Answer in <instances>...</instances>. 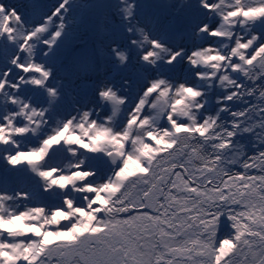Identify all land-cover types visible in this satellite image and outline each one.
Instances as JSON below:
<instances>
[{"label": "snow or ice", "instance_id": "obj_1", "mask_svg": "<svg viewBox=\"0 0 264 264\" xmlns=\"http://www.w3.org/2000/svg\"><path fill=\"white\" fill-rule=\"evenodd\" d=\"M0 264H264V0H0Z\"/></svg>", "mask_w": 264, "mask_h": 264}, {"label": "bare ground", "instance_id": "obj_2", "mask_svg": "<svg viewBox=\"0 0 264 264\" xmlns=\"http://www.w3.org/2000/svg\"><path fill=\"white\" fill-rule=\"evenodd\" d=\"M5 2L7 3H11V4H16V3H21L23 2V0H5ZM47 3H55L56 0H46Z\"/></svg>", "mask_w": 264, "mask_h": 264}, {"label": "rangeland", "instance_id": "obj_3", "mask_svg": "<svg viewBox=\"0 0 264 264\" xmlns=\"http://www.w3.org/2000/svg\"><path fill=\"white\" fill-rule=\"evenodd\" d=\"M260 105H261V102H260L259 97L258 96L257 97H253L252 98V107L253 108H257Z\"/></svg>", "mask_w": 264, "mask_h": 264}]
</instances>
